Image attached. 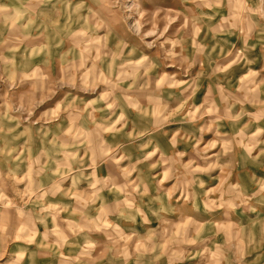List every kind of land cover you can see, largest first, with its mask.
Segmentation results:
<instances>
[{
	"label": "clouds",
	"instance_id": "1",
	"mask_svg": "<svg viewBox=\"0 0 264 264\" xmlns=\"http://www.w3.org/2000/svg\"><path fill=\"white\" fill-rule=\"evenodd\" d=\"M0 264H264V0H0Z\"/></svg>",
	"mask_w": 264,
	"mask_h": 264
},
{
	"label": "rangeland",
	"instance_id": "2",
	"mask_svg": "<svg viewBox=\"0 0 264 264\" xmlns=\"http://www.w3.org/2000/svg\"><path fill=\"white\" fill-rule=\"evenodd\" d=\"M196 101L199 102V96L196 98Z\"/></svg>",
	"mask_w": 264,
	"mask_h": 264
}]
</instances>
